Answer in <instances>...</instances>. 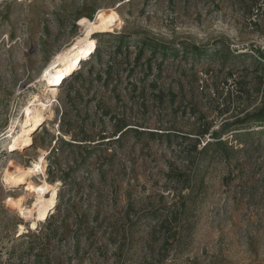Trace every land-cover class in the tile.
Here are the masks:
<instances>
[{
	"label": "rangeland",
	"instance_id": "rangeland-1",
	"mask_svg": "<svg viewBox=\"0 0 264 264\" xmlns=\"http://www.w3.org/2000/svg\"><path fill=\"white\" fill-rule=\"evenodd\" d=\"M101 8L114 24L11 148L46 67ZM259 52L264 0H0V264H264V125L238 123L262 104ZM203 119L194 148L183 134ZM40 155L43 171L7 176ZM43 180L55 205L25 218L10 197L31 207Z\"/></svg>",
	"mask_w": 264,
	"mask_h": 264
},
{
	"label": "bare ground",
	"instance_id": "bare-ground-1",
	"mask_svg": "<svg viewBox=\"0 0 264 264\" xmlns=\"http://www.w3.org/2000/svg\"><path fill=\"white\" fill-rule=\"evenodd\" d=\"M115 19L113 8L107 10L101 8V10L96 13L94 20L88 19L87 17H82L80 19V25H82L86 31L85 35L78 36L69 47L58 53L46 67L43 74L44 90L42 93L44 100L46 101L41 99L40 95H34L32 104L25 109V118L24 121H22L23 125L20 127V131L16 134L14 133L15 135L12 137L13 141L11 142V148L16 147L17 149L21 144L30 139L29 131L33 130V128L42 121L45 111L49 116L52 115L51 102L52 98H56L57 84L61 82V79H63L66 73H69L74 68L75 64L79 63L80 56L89 55L93 47L96 45V40L95 38L90 37V33L95 30L107 29L112 23L114 24ZM49 103L51 104L50 106ZM44 163L45 160L41 155L38 160L33 161L32 166L25 167L22 165H16L11 160L10 164L16 167L18 174L14 175L12 171L10 172L9 170H6L7 176L13 180H25V176H29L33 172H36V170L43 171ZM31 187L33 192H35V202L31 207H27L23 201L12 197H10L9 202H11L13 206L15 205L19 213L24 215L25 218L31 217L32 210L35 208V218L43 219L49 214L50 209L55 205L57 199V187L45 180H43L41 184H32ZM35 226L36 221L33 219L31 227L35 228Z\"/></svg>",
	"mask_w": 264,
	"mask_h": 264
},
{
	"label": "trees",
	"instance_id": "trees-1",
	"mask_svg": "<svg viewBox=\"0 0 264 264\" xmlns=\"http://www.w3.org/2000/svg\"><path fill=\"white\" fill-rule=\"evenodd\" d=\"M119 40L121 42L122 37H120ZM188 48H190L195 53L200 52L199 53L200 55L202 53L201 51H204V50H201L199 47L194 46V45H192L191 47L183 46V49H188ZM259 54L264 59V53L259 52ZM140 57H141V55L138 54L137 60H139ZM120 64H124L125 65L124 69H126V71H128V72H131L134 69V65L131 64L127 59H125V61H121ZM116 67L117 66L114 63H112V65L110 67L106 68L105 79L107 81L114 80L117 77ZM262 91H263V100H262L261 106L258 107L254 112L249 114V116H246L245 118H243L242 120H244V121L241 120L242 122H238V120H237L238 123H245V122L250 121V122L255 123V124L259 123V124L264 125V89ZM203 120L205 122H203L204 124H203L202 128L197 129L195 132H187V133L183 134L184 137H191L193 135L192 138H195L194 148H196V145L200 143V139L202 137H204L206 134H210V135L212 134V132L210 131V127H211L210 122H208L205 119H203ZM123 132L124 131H119V135H118L117 139L120 138V136L123 134ZM149 132H150L149 134L152 136L157 135V134H154L155 131H149ZM158 133L160 134V135L158 134L159 136H162V135L171 136V132H169L168 129L165 131L158 132ZM211 146H214L219 151H226V150L230 149V146L228 145V143L223 141V140H207L203 144V147L201 148V150H204V151L208 150ZM152 216H153V214H152ZM152 241H153L152 239H150L148 241L149 246L152 244ZM165 242H167V241H165V240L161 241V244H163Z\"/></svg>",
	"mask_w": 264,
	"mask_h": 264
},
{
	"label": "built area",
	"instance_id": "built-area-1",
	"mask_svg": "<svg viewBox=\"0 0 264 264\" xmlns=\"http://www.w3.org/2000/svg\"><path fill=\"white\" fill-rule=\"evenodd\" d=\"M254 11H255V13H258V8L256 7V8L254 9ZM254 16H256V14H254Z\"/></svg>",
	"mask_w": 264,
	"mask_h": 264
}]
</instances>
